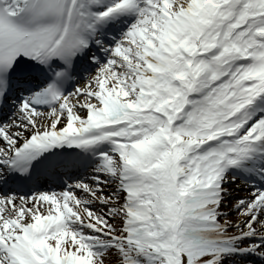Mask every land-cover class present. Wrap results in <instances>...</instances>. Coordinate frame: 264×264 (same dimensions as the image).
Here are the masks:
<instances>
[{"label":"snow or ice","instance_id":"1","mask_svg":"<svg viewBox=\"0 0 264 264\" xmlns=\"http://www.w3.org/2000/svg\"><path fill=\"white\" fill-rule=\"evenodd\" d=\"M0 264H264V0H0Z\"/></svg>","mask_w":264,"mask_h":264}]
</instances>
